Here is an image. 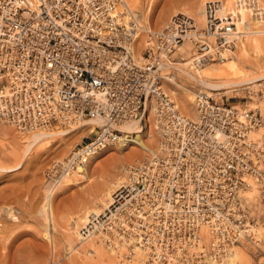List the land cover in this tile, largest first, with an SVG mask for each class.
Masks as SVG:
<instances>
[{
	"label": "built area",
	"instance_id": "2783aa9c",
	"mask_svg": "<svg viewBox=\"0 0 264 264\" xmlns=\"http://www.w3.org/2000/svg\"><path fill=\"white\" fill-rule=\"evenodd\" d=\"M262 7L260 0L231 7L207 0L202 27L178 12L154 29L126 17V0H0V124L31 133L103 119L86 142L48 165L52 185L131 137L119 125L141 123L153 108L154 146L126 166L109 205L86 215L81 239L99 235L108 249L123 248L125 260L139 250L143 264H216L234 245H258L264 111L197 91L188 117L167 75L185 40L193 64L225 59L244 35L239 9L252 22L262 19ZM246 89L248 100H264V80Z\"/></svg>",
	"mask_w": 264,
	"mask_h": 264
},
{
	"label": "rangeland",
	"instance_id": "374dc122",
	"mask_svg": "<svg viewBox=\"0 0 264 264\" xmlns=\"http://www.w3.org/2000/svg\"><path fill=\"white\" fill-rule=\"evenodd\" d=\"M205 1L134 0L136 7L132 9L142 26L160 29L168 23L172 15L178 12L188 14L198 21L197 18L202 14L201 6ZM225 1L227 4L228 0ZM128 2L130 0H127ZM260 2L264 12V0ZM244 30L256 32L257 35L264 37V15L261 20L247 22ZM142 40L143 36L140 35L136 45L138 51L141 49ZM181 52L185 59L182 58V64H178L179 69L176 68L172 73L175 74L177 83L174 82L173 85L168 84V86L170 90H175L173 95L182 114L188 117L195 115V102L190 103L187 96L194 95L195 98L197 91L205 92L218 101L222 100V95L224 99L231 97L229 99L231 104L246 102L249 107H253L257 102L264 111V100L255 101L257 98H254L252 101L246 97L245 87L247 85L234 86L220 90V92L211 91L212 93L227 92L216 94V96L209 94L204 85L191 79L181 70V68H186L183 61L190 59L189 54L184 50ZM240 63L243 70H240V74L232 81L238 82L246 78L249 75L247 68L254 71L250 76H264L262 65L257 68L254 64ZM209 64L216 68L223 66L219 62ZM185 89H187V95L184 93ZM234 90H237V94ZM183 103L187 105V109L184 108ZM140 124L138 126L142 130L140 135L152 149L155 143L153 124L151 126L153 137L148 135L150 132L147 133L146 120L142 119ZM93 126L87 125L84 130L74 131L67 136L46 137L26 151L28 136L34 133H19L6 124H0V264H114V261L106 257L113 253V249H108L105 244H103V249H99L98 246L92 248L87 244L84 247L75 231L78 232L79 222H82L85 213L96 208L98 204H105L107 192H113L122 184V180H125L126 166L141 159L146 153L132 144L133 142L128 143L124 150L115 144L101 151L97 155L96 162L89 160L87 173L81 167L54 185L45 175L46 168L52 161L63 160L75 146L86 142L91 135L90 132H93L96 127ZM73 127L76 125L70 128ZM61 129L69 128H59ZM127 151V157L122 156L123 152ZM130 155L131 157H128ZM20 162L19 167L7 170L14 168ZM85 173L88 177L81 175ZM51 191L53 212L52 217H49L46 200ZM256 232L260 239L257 246L242 243L237 248L233 246L229 250L230 252L235 247L238 251L237 264H264V218L259 220ZM48 235L52 238H48ZM73 246L76 249L72 250ZM226 258L224 260L223 257L217 264H227ZM125 261L130 264L129 259ZM135 264L142 263L135 262Z\"/></svg>",
	"mask_w": 264,
	"mask_h": 264
},
{
	"label": "bare ground",
	"instance_id": "6f19581e",
	"mask_svg": "<svg viewBox=\"0 0 264 264\" xmlns=\"http://www.w3.org/2000/svg\"><path fill=\"white\" fill-rule=\"evenodd\" d=\"M207 1V0H206ZM225 1V0H224ZM126 4H127V10H126V17H131L132 19H134L139 26H142V24L140 23V21L138 20V18L136 17L137 15H135V11L132 9H135V2L134 0H130V2L127 3L126 0ZM204 4V3H203ZM203 4L201 6L202 9V14L201 16H199L197 20H195V18H193L195 20V23L198 24V27H202L203 26ZM233 5V0H228L227 4L225 1V6L227 7H231ZM200 9V10H201ZM239 12L241 14V19L240 22L238 23V26L242 29L244 35L242 37V39L239 41V43L237 44V47L235 49V51H233L232 53H230V55L223 59L218 61L220 64H223L222 67H213L212 64L209 63H213V62H205L202 64H193L191 62V55H192V50H191V43L189 40H185L184 43L181 45V47L179 48V51L181 52V50H184L185 53L189 54L190 59L187 61H183L185 63H183L184 65H186V68H181V70L184 71V73L190 77L191 79L199 82L200 84L204 85V87L209 91V94H212L214 96H216V94H224L227 92H221V93H212L211 91H219L223 90V89H229L232 88L234 86H238V85H247L245 88H255L259 81L264 80V76H250L252 75V73L254 72L253 70L247 68L248 70V76L246 78H243L241 81H232L234 78L237 77V75L240 74V70H243V67L241 65L240 62L244 63L246 65H251L254 64L255 66L262 65V67H264V37L257 35L256 32H246L244 30L245 25L247 24V13L245 11L244 8H240ZM144 25V24H143ZM188 42V43H187ZM187 43V44H186ZM185 44V45H184ZM139 56V55H138ZM188 57V56H187ZM182 52H181V62H178L176 65V68L179 69L178 64H182ZM185 59V58H183ZM263 60V61H262ZM263 62V63H262ZM207 64H209L207 66ZM259 66V67H260ZM167 68H164L163 71H165L164 73L168 72L166 70ZM252 72V73H251ZM196 73V74H194ZM167 77L171 80L172 83L176 82L175 79V74H169L167 75ZM169 87V86H168ZM187 89H185V94L187 95ZM236 91L237 94V90ZM169 92L171 97L173 98V100L176 102L177 106L179 107L177 101L175 100L174 97V93L175 90H170L169 88ZM211 96V95H210ZM256 98V97H254ZM187 100L192 103L195 102V98L194 95H188L187 96ZM188 104V103H187ZM236 105V104H235ZM183 106L185 109H187V105L185 103H183ZM152 114H153V108H151V110H149V112H145L144 117L145 120L147 122L146 127H147V133L149 136H152L151 134V126L153 124L152 121ZM103 123V119L101 117H89V118H85L79 121V123L76 124V127L73 128H69V129H61L59 130V128H50V129H46V130H38V131H34L31 133V136H28V144H27V150L29 151L31 149V147L33 146V144H37L39 142H41L42 140L46 139V137L49 136H55V135H62V136H67L68 134L77 131V130H84L85 126H89V125H94V126H102ZM138 124V125H137ZM140 119H135V120H130L127 122H124L122 124L119 125V129L122 130V132H124V134L126 133H133L136 135H129L131 137H129L128 139H124L123 141H121L118 146L120 149L124 150V148L127 146L128 143H132L135 146H137L139 149L143 150L144 152L151 150V148L146 144V140L142 139V136L140 135V132H142V130L138 127L140 126ZM93 126V127H94ZM54 129V130H53ZM58 130V131H57ZM153 137V136H152ZM148 141V139H147ZM26 153V152H25ZM127 152H123L122 156H125ZM99 154V153H98ZM94 155L90 158L91 162H96L97 160V155ZM127 157V155H126ZM128 157H131L128 156ZM21 164L18 163L14 168H4L7 170H12L15 169L17 167H19V165ZM84 168L86 170L87 173V164L79 166L75 171L79 170V168ZM2 169V168H1ZM85 173V175L81 174L84 177H88L87 174ZM68 175L64 176L63 178L67 177ZM124 181L122 180V183ZM51 193L48 196V199L46 200V206H47V216L52 217V205H51ZM111 191L107 192V202L105 204H98L96 208L91 209L89 212L85 213L84 218L82 219V222H79V227L81 224H83V222L86 220V215L90 212H95V213H99L101 212L104 208H106L110 201H111ZM78 227V229H79ZM75 234H78V238L80 239V243L84 244V247H86L85 244L89 245L92 248H95L96 246H98L99 249H103V238L100 237L99 235H94L90 238L87 239H81L79 237V233L77 231H75ZM72 237V236H71ZM70 237V239H72ZM48 238H52V236L48 235ZM72 242V240H70ZM235 246V245H234ZM238 246V245H237ZM233 247V246H232ZM231 247V248H232ZM229 248L227 250V252L225 253L224 260L227 256V264H237V260H238V251L235 249V247L229 252V250L231 249ZM76 249L75 246L72 247V250ZM113 253L107 254L109 256H106L110 261H114V264H127L128 261H125L124 257V249L121 248L118 251H114L112 250ZM119 252V253H117ZM112 254V255H111ZM103 255V253H102ZM137 257V258H136ZM222 257V259H223ZM141 258V259H138ZM221 259V260H222ZM144 256L142 254L141 251L137 250L135 251V254L129 259L130 264H135V262H141L142 264L144 263ZM220 260V261H221ZM218 261V262H220ZM217 262V263H218ZM216 263V264H217ZM222 264V263H220Z\"/></svg>",
	"mask_w": 264,
	"mask_h": 264
},
{
	"label": "crops",
	"instance_id": "0c3cea01",
	"mask_svg": "<svg viewBox=\"0 0 264 264\" xmlns=\"http://www.w3.org/2000/svg\"><path fill=\"white\" fill-rule=\"evenodd\" d=\"M237 248V246H235Z\"/></svg>",
	"mask_w": 264,
	"mask_h": 264
}]
</instances>
